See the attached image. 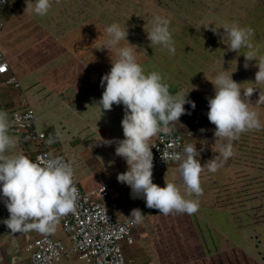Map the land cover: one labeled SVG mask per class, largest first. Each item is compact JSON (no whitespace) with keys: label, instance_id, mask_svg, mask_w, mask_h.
<instances>
[{"label":"clouds","instance_id":"1","mask_svg":"<svg viewBox=\"0 0 264 264\" xmlns=\"http://www.w3.org/2000/svg\"><path fill=\"white\" fill-rule=\"evenodd\" d=\"M2 3L3 0H0ZM51 6L52 0H26V9L41 17L47 15ZM148 23L150 27L145 31L150 45H160L175 54L170 20L166 16L155 15ZM221 26L224 32L220 39L227 45L224 51L238 53L242 48L252 49L250 36L254 30L251 27L237 23ZM219 28L214 26L212 31L218 32ZM100 32L99 37H103V42L93 48L109 51L111 68L101 77L103 92L95 105L102 112L111 110L114 104L123 105L124 110L121 120L124 138L103 140L104 144L115 143V154L128 165L126 171L117 174V180L130 186L133 198L142 197L147 207L156 208L159 213L197 212L199 201L185 198L174 182L165 180L164 186L153 182L152 148L159 146L149 143L160 133H170V125L180 121L182 114H191L184 105L189 104L191 109H195L196 103L188 95L195 86L184 94H173L159 72H146L139 63V46L128 40L127 27L122 28L118 22H112ZM240 53L245 56V68L249 67V61L255 59L258 70L254 82L257 85L264 84V58L257 62L255 50ZM205 76L214 85V95L207 98V117L215 125L213 144L218 155L202 165L199 157L203 148L198 149L197 142L184 144L179 152L169 151L174 146L165 145L161 155L165 161L178 162L187 192L197 196L203 193L200 181L202 170L206 167L215 172L225 166L234 154V142L241 133L264 128L258 113L250 108L248 99L259 87L244 89L242 95L241 83L232 78V72L225 69L216 72L211 79L206 73ZM257 101L264 103L261 92ZM9 126L8 113L0 110V200L9 212V216L0 222L6 224L13 233L30 230L52 232L60 216L75 211L77 189L73 181L72 162L52 156L51 153L39 161L32 160L23 152L6 154L16 143L15 138L9 135ZM52 142L50 139L49 143ZM179 146L177 142L176 147ZM130 214L136 223L143 220L144 213L139 208H134Z\"/></svg>","mask_w":264,"mask_h":264},{"label":"crops","instance_id":"2","mask_svg":"<svg viewBox=\"0 0 264 264\" xmlns=\"http://www.w3.org/2000/svg\"><path fill=\"white\" fill-rule=\"evenodd\" d=\"M57 2H52L50 9L53 7L57 9L59 7ZM256 4L264 11V0H241L232 8L234 12L241 11L243 13L241 16H245L253 10ZM25 9L26 0H9L2 8L1 16L5 19V23L11 22L14 19L13 17L21 21V18L27 16V13L30 12ZM22 21L26 24L25 19ZM262 39L264 40L263 36ZM229 53L232 54L229 57L230 59L231 57H240L239 52L229 50ZM102 55L103 53L99 57ZM143 57L144 53L138 52L137 59L139 62ZM13 58L10 59V62L14 65L13 69L20 68L19 59L15 57L13 60ZM113 58L115 59V56ZM261 58L257 59V62ZM243 63H245V59L239 58V66H243ZM248 63L258 70L256 61H249ZM108 64L106 72L111 68V61ZM24 71V69L13 71L18 77L16 78L20 84L19 87L10 84L6 75H0V110L6 111L9 116L15 110L25 106L35 110L38 128L46 131L52 137L51 154L65 155L71 159L78 186L82 190L89 192L92 189L105 186L109 193L99 199L106 204L107 208L117 218L132 216L130 213L134 208L142 210L144 213L143 220L140 222V227L133 233V241L123 244L128 260L127 264H195L194 260H199V255L193 257L192 251L191 254L185 255L187 258L179 256L180 250L185 249L188 251L189 249V247L182 249L179 247V235L192 238L191 245L193 247L190 250L202 249L204 255L200 259L203 260L210 258L213 261L215 258L219 261L218 251L221 245H223V248H236L233 238L224 236V233L220 231V226L224 225L222 229L233 235L236 233V228L229 229L228 225L235 227V223L229 216L224 219V222L221 221V210L225 211V208L229 209V207L220 206V196L217 193L219 182L231 180L235 168H237L235 157L240 153L244 154V152L237 150L236 141L233 146L234 154L228 159L225 166L215 172L209 171L206 167L202 170L200 174L201 187L203 188L202 195L197 196L187 192L178 170V162L171 161L162 170H153L154 183L164 186L165 180L174 182L185 198L199 201V208L195 213L188 214L173 211L168 215H164L159 213L156 208L147 207L146 201L142 197L133 198L130 186L117 180V174L126 171L128 165L122 157L115 154L116 144H104L103 140L124 138L121 125L124 110L123 105L114 104L111 110L102 112L101 108L95 105L103 92L100 83L101 78H99V81L84 85L78 90L69 87L57 91L55 86L45 83L44 75L41 73L42 70L39 69L35 74L31 72L26 74ZM245 71L248 72V69H245ZM233 79L235 80V77ZM242 81L245 82H242L244 84L240 82V87L243 88L241 89L242 95L244 89L250 87L260 88L254 90L248 99L251 102L250 108L255 109L254 111L262 116L260 120L263 123L264 103L257 100L260 92L261 96L264 95V84L257 85L255 82L246 81V78ZM170 84L172 85L171 81H169ZM193 85L195 87L190 90L188 95L191 100L195 101V109H191L189 104H185L184 107L189 109L191 114H182L180 121L172 122L170 128L171 130L182 131L184 135L187 134L183 137V145L197 142V148H203L199 157L203 165L213 156L218 155L216 145L213 144L215 125L209 121L207 110L203 107L204 101H207V98L210 97L208 92L213 87L203 84V81L197 78L192 82L184 81L176 87L169 88V90L173 94H184ZM253 101H257V103L254 104ZM186 118L187 120H185ZM189 125L191 126L190 129H195L193 132L188 131ZM9 135L15 138L16 143L7 150L6 154L23 152L31 158L41 148L38 141L24 139L20 131L9 129ZM202 141H206V143L202 144ZM8 216L9 212L0 200V221ZM41 235H48L54 239L62 240L67 246L70 245L69 236L64 232L59 221L55 225V230L47 233H41L37 230L13 233L6 224L0 222V264H31L26 245ZM181 254L182 252H180ZM213 255H217V258ZM68 260L82 262L72 252L69 253ZM178 260L180 261L178 262Z\"/></svg>","mask_w":264,"mask_h":264},{"label":"trees","instance_id":"3","mask_svg":"<svg viewBox=\"0 0 264 264\" xmlns=\"http://www.w3.org/2000/svg\"><path fill=\"white\" fill-rule=\"evenodd\" d=\"M54 1H58L59 7L57 9L53 7L43 17L29 12L27 16L21 18V21L13 17L14 19L12 18L11 22L5 23L1 13L2 8L9 2L7 0L0 7V19L4 22L0 29V37L4 32H7L10 35L8 36L11 46L9 49H5L2 46L5 44L0 43V48L8 61L9 74L11 73L17 77L14 73L18 69H24L26 74L30 72L35 74L40 69L43 71L41 73L44 75L45 83L55 86L57 91L69 87L78 90L84 85L99 81V78L106 73L108 62H110L109 51L93 47H97L103 42V37H99L101 35L100 31H103L104 26L112 22H118L122 28L127 27L128 40L139 46L138 52L144 53V57L139 63L146 72H159L163 77V81L166 84L168 82L169 88L176 87L184 81H195L202 74V66L209 64L212 56L218 55L223 49H227V45L222 43L220 39L224 32L222 26H217V28L220 27L218 32H213L207 28L205 34L192 27L187 18L182 21L188 12L187 10L182 13L181 8H184L182 0H173L176 3L173 7L168 5L171 2L170 0H52V2ZM164 1H168V3L165 5ZM161 2H164V4ZM231 12L233 16H223L226 21H222L220 18L215 19L219 22L222 21L220 22L221 25L237 23L243 27H251L254 30L250 36L252 49L242 48L240 52L246 53L255 50L257 59L264 58V40L262 39V36L264 38V11L256 4L253 10L245 16H241L243 14L241 11ZM155 15L166 16L170 20L169 27L175 43V54L169 53L166 48L160 45H150L145 29L150 27L148 21ZM234 16L237 17L236 22ZM202 17L210 19L213 14L206 12ZM23 19H25L26 24L23 23ZM15 43L19 48L11 51L12 45ZM123 43L127 44V41ZM99 53H103V57H99ZM11 54L14 58L19 59L22 67L13 69L14 65L10 62L11 57H8ZM240 57L245 59L243 53H240ZM251 61L253 62L255 59ZM178 69H180V73L177 74ZM175 76H179V78ZM169 81L172 85H169ZM27 107L29 106L24 108ZM33 113L35 114V110H33ZM36 120L35 118V129L43 133L45 138L52 140V137L46 131L38 128ZM190 127L189 125L188 131L193 132L195 129H190ZM9 129L11 128L9 127ZM19 131L26 139V131L24 129ZM176 133H181L183 137L187 135L176 130H171L168 134L174 135ZM257 139L262 143L257 144ZM252 143L257 145L259 149L262 147L264 149V128L241 133L236 140L237 150L242 152L252 151L250 150ZM245 156L246 152L244 154L240 153L235 157V160L239 163L246 159ZM259 162L264 163V160H259ZM236 167L242 168L239 165H236ZM242 169L235 168L230 181L219 182L217 193L222 198H225V196L229 198L227 203L236 209L238 206L251 201L248 203L253 206L240 207L245 219L251 209L257 206V210L264 215V175L262 172L250 175L247 172H241ZM229 213L230 207L229 209L225 208L224 216L221 215V221L224 222ZM228 226L230 230L235 228L233 225ZM258 230L262 231L264 228L259 227ZM233 235L236 237L235 244L240 246L242 236L237 231ZM238 238L241 239L238 240ZM237 252H240V249L237 248V251H234L235 254ZM226 259V257H223L219 261L227 263ZM251 259H246L248 264H253Z\"/></svg>","mask_w":264,"mask_h":264},{"label":"built area","instance_id":"4","mask_svg":"<svg viewBox=\"0 0 264 264\" xmlns=\"http://www.w3.org/2000/svg\"><path fill=\"white\" fill-rule=\"evenodd\" d=\"M7 0H3L0 7ZM4 22L0 19V29ZM0 75H7V81L18 87L17 78L9 74V64L0 48ZM203 107L208 111V101H204ZM35 114L30 107L16 110L10 117V128L14 131L24 129L26 139L35 140L40 143V149L31 157L34 161H39L41 157L51 153L49 138H45L43 133L38 132L35 127ZM25 139V138H24ZM183 135L160 133L150 142L159 147L153 146L154 167L153 170H162L171 160L162 159L165 145H173L177 152L183 146ZM179 142V147H176ZM63 157L65 160L71 159L65 155H52ZM72 162V161H71ZM73 165V163H72ZM74 168V165H73ZM74 186L77 189L75 201V211L69 212L59 217L62 229L70 239L67 246L62 240L54 239L48 235H41L31 242H28L26 249L29 252L31 264H127V257L123 244L133 241V233L140 227V222L136 223L133 216L117 218L99 198L108 195L105 186L92 189L89 192L82 190L77 183L74 170ZM69 249L76 254L82 262L69 261Z\"/></svg>","mask_w":264,"mask_h":264},{"label":"rangeland","instance_id":"5","mask_svg":"<svg viewBox=\"0 0 264 264\" xmlns=\"http://www.w3.org/2000/svg\"><path fill=\"white\" fill-rule=\"evenodd\" d=\"M159 1H162V0H159ZM170 1L171 2H169V3H168V1H166V2L164 1L165 5L167 3H168V5H170V7H173L174 5H176L175 1H173V0H170ZM182 1L184 2V3H182L184 5V8H181L182 13H185L188 10V12L186 13V16H184L182 21L186 20L185 18H187L188 21L191 22L192 27H195V29H197L200 33L206 34L207 28L212 30V27L221 26L220 22H222L223 20L226 21L225 19H223V16H230L231 17V15H232L231 11L234 12L232 7L236 3H240L241 0H182ZM164 2H161V3L164 4ZM210 10H212V11H210ZM215 11H217V12H215ZM206 12H211L213 14V17H211L210 19H207V17H209V16H207L206 19L203 18L202 15L203 14L205 15ZM174 15H176V14H174ZM215 18H220V19H222V21L219 22ZM234 18H235L234 20L236 22L237 17L234 16ZM8 35L9 34L7 32L6 33L4 32L2 34V36L0 37V39H1L0 43L5 44V45H2L5 49L6 48L9 49L11 46L9 44V36L10 35L9 36ZM18 48H19V46L16 45V43H15L14 45H12L11 51H15ZM223 51L224 50H222L221 53H218V55L212 56L209 64H204L202 66V69H203L202 74H204V75L200 74L198 77L199 80L203 81V84H208V85H211L213 87V89L208 92L209 96L214 95V85L211 83L210 80H208L206 78L205 73L207 74L208 78L211 79V78H213L212 76H214L216 72L223 71L226 69L227 72H229V73L232 72V78L235 77V80L237 79V81H239V83L244 82L242 80L245 78H246V81H249V82H254V80H255V73L257 71L256 67L249 64V67L245 68L244 63H243V66H239L238 62H239V58L241 59V57H239V58L238 57H231V59H230L229 57L232 54L229 53V50L224 51V53H223ZM8 57H13V56L11 54V56L8 55ZM213 66H214V69H213ZM222 66L225 69H223ZM20 67H22V65ZM38 69H36V70H38ZM164 69H165V67H164ZM245 69H248V72H246ZM178 73H180V69H178L177 74ZM175 77L179 78V76H175ZM30 78H31V76H30ZM202 78H203V80H202ZM27 81H28V79H27ZM197 82L199 83L200 81H197ZM244 83H242V84H244ZM262 97H264V95H262ZM253 103L256 104L257 101H253ZM259 118L262 119V116L260 115ZM185 120H187V118ZM261 143L262 142H259V140L257 139V144H261ZM250 150H252V151H244V152H246V156H245L246 159L245 160H242L239 163L236 162V165L242 166V168L244 170L241 167H237V168H240V170L242 169L241 172H243V173L247 172L250 175L257 173V172H260V173L262 172L264 175V163L259 162V160H264V152H263L264 149H263V147L259 149L257 147V145H254V143H252V147L250 148ZM260 163H261V165H260ZM226 198H227L226 196H225V198L220 197V206L223 205V207H224V205L225 206L228 205L230 207L229 216L233 220V222L235 223V228H236L235 230L242 236V244H240V246L235 245V247L240 249V252H237L235 254L234 251H237V248H234V249L231 247L223 248V246L221 245L219 247V251H218L219 252V258L226 257L227 263H222V262L216 260L215 258L213 261L210 258L208 260H203V259H200V257H202L204 255L202 253V249L190 250L193 247V245H191L192 238L191 237L186 238L185 235H179V240H178L179 241V247L181 249L189 247L188 251H186L185 249L180 250L179 256L182 258H187V257H185V255L191 254V251H192L193 257H195V255H197V256L199 255V260L198 259L194 260L195 264H238L239 262H240V264H248V261L246 260L248 258H249V260L252 258L251 262L253 264H264V230H262V231L258 230L259 227L264 228V221H263L264 215L262 214L261 211L259 212L257 210V208H258V206H257V207H253V209H251V212H249L247 214V218L245 219L243 217L241 211H240L241 210L240 207L245 206L247 208V207L253 206L250 203H248L251 201H248L247 203H245V205L238 206V208L236 209V208L231 207L227 203L229 201V198H227V199ZM260 207H261V205H260ZM260 209H262V208H260ZM221 213H222L221 215L224 216V210L223 211L221 210ZM222 228H224V225L220 226V231L222 233H224V236L229 237V235H231V233H229V234L226 233V231ZM192 237H194V236H192ZM229 238H233V241L236 240V237L234 235L230 236ZM224 239H226V238H224ZM240 239L241 238H238V240H240ZM185 242L187 245L186 244L184 245ZM221 244H222V242H221ZM212 246H213V244H212ZM180 252H182L181 255H180ZM69 253H71V251H69ZM213 256L217 258V255H213ZM239 256H240V258H239ZM237 258H239V260H237ZM179 261L180 260H178V262Z\"/></svg>","mask_w":264,"mask_h":264}]
</instances>
